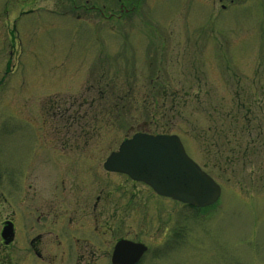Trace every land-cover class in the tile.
Here are the masks:
<instances>
[{
	"label": "rangeland",
	"instance_id": "374dc122",
	"mask_svg": "<svg viewBox=\"0 0 264 264\" xmlns=\"http://www.w3.org/2000/svg\"><path fill=\"white\" fill-rule=\"evenodd\" d=\"M14 4L0 0L2 161L52 174L33 125L72 112L92 128L79 149L95 157L81 170L98 172L87 191L110 193L104 217L128 207L127 227L150 247L139 264H264V0H138L121 19ZM142 131L179 136L222 187L218 203L185 208L107 175L109 155Z\"/></svg>",
	"mask_w": 264,
	"mask_h": 264
},
{
	"label": "flooded vegetation",
	"instance_id": "af4514ba",
	"mask_svg": "<svg viewBox=\"0 0 264 264\" xmlns=\"http://www.w3.org/2000/svg\"><path fill=\"white\" fill-rule=\"evenodd\" d=\"M13 1L14 14L36 7L59 18L80 19L81 11L86 16L97 12L103 16L107 11L109 17H115L118 9L116 17L121 19L128 16L130 7L134 10L138 0H103L101 6L97 0H86L84 4L83 0ZM56 111L51 113L58 120L51 117V121L48 118L47 122L37 123L40 127L33 125L36 144L54 158L56 169L52 174L45 177L35 174L31 163L29 168L19 163L11 167L2 161L0 153V264H112L116 246L122 241L147 246L143 260L150 247L127 227L124 215H128V207L117 217H104L106 206L113 205L105 202L112 198L110 193L94 198L87 191L98 172L95 168L81 170L80 160L87 162L95 157L86 154L89 147L84 153L79 149L89 145L92 128L87 130L80 122H68V114L72 112ZM105 172L122 178L133 189L138 185L147 187L126 175ZM82 177L89 178L90 185L81 186ZM147 189L155 194L151 188Z\"/></svg>",
	"mask_w": 264,
	"mask_h": 264
},
{
	"label": "water",
	"instance_id": "95a60500",
	"mask_svg": "<svg viewBox=\"0 0 264 264\" xmlns=\"http://www.w3.org/2000/svg\"><path fill=\"white\" fill-rule=\"evenodd\" d=\"M104 168L196 208L215 205L222 193L219 184L187 155L176 135L136 134L107 159ZM146 251L142 244L122 241L116 246L112 263L136 264Z\"/></svg>",
	"mask_w": 264,
	"mask_h": 264
},
{
	"label": "trees",
	"instance_id": "16d2710c",
	"mask_svg": "<svg viewBox=\"0 0 264 264\" xmlns=\"http://www.w3.org/2000/svg\"><path fill=\"white\" fill-rule=\"evenodd\" d=\"M246 133H249V134H251L250 132H253V130H249V129H246ZM221 136H222V138L223 139H225V137H227L228 135H223V134H221ZM221 138V137H220ZM234 138V137H233ZM229 144H230V142H229ZM245 149H246V156L244 157L245 159H246V157H247V152L249 151V147H248V145H245ZM221 154V153H220ZM238 155V154H237Z\"/></svg>",
	"mask_w": 264,
	"mask_h": 264
}]
</instances>
